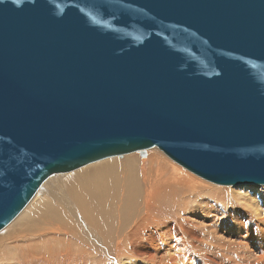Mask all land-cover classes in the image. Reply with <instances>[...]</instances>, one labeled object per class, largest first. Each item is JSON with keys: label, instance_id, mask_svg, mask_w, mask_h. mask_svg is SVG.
<instances>
[{"label": "water", "instance_id": "obj_1", "mask_svg": "<svg viewBox=\"0 0 264 264\" xmlns=\"http://www.w3.org/2000/svg\"><path fill=\"white\" fill-rule=\"evenodd\" d=\"M151 148L264 186V0H0V231L49 176Z\"/></svg>", "mask_w": 264, "mask_h": 264}, {"label": "bare ground", "instance_id": "obj_2", "mask_svg": "<svg viewBox=\"0 0 264 264\" xmlns=\"http://www.w3.org/2000/svg\"><path fill=\"white\" fill-rule=\"evenodd\" d=\"M162 154L49 176L0 231V264L45 262L55 250L90 264H264V187H215ZM5 242L22 254L2 259Z\"/></svg>", "mask_w": 264, "mask_h": 264}, {"label": "rangeland", "instance_id": "obj_3", "mask_svg": "<svg viewBox=\"0 0 264 264\" xmlns=\"http://www.w3.org/2000/svg\"><path fill=\"white\" fill-rule=\"evenodd\" d=\"M149 150H151V149H149ZM161 152V151H160ZM135 153V152H134ZM134 153H130V154H134ZM136 153H138V152H136ZM126 155H128V154H126ZM163 155V154H162ZM124 156V155H123ZM112 158V157H111ZM104 160V159H103ZM169 161H170V159H168ZM172 163H174L173 161H172ZM174 164H176V163H174ZM177 165V164H176ZM87 166V165H86ZM85 167V166H84ZM182 168V167H181ZM183 169V168H182ZM184 170V169H183ZM186 171V170H185ZM71 172H74V171H71ZM71 172H68V173H71ZM188 172V171H187ZM68 173H63V174H61V175H59V174H57L58 175V177H63L65 174H68ZM190 173V172H189ZM192 174V173H191ZM194 177H197L196 175H194V174H192ZM197 179H199V180H201V181H203V182H206V183H208V184H211V185H213V186H215V187H221V188H235V187H237V186H221V185H216V184H213V183H211V182H208V181H205V180H203V179H201V178H199V177H197ZM43 184V183H42ZM244 186H246V185H244ZM254 186V185H253ZM257 186H259V185H257ZM262 187H264V186H262ZM1 235L2 236H4V234H2L1 233ZM1 235H0V237H1ZM29 244H27V245H29V246H31V245H35V246H37L38 248L39 247H41L40 245V243L39 242H37V241H29L28 242ZM24 245H26V243H24ZM9 246H10V244H9V242L7 243V242H5V243H3V245H2V251H3V254H2V259H8V260H11L12 259V257H13V255H21L22 253V248L24 247V246H18L16 249H14V248H9ZM43 247H44V245L42 246V249H43ZM58 249V248H57ZM64 249V246H62V248L60 249V250H63ZM59 249H58V251H60ZM53 252H55V253H53ZM10 253V254H9ZM51 253V256L50 255H47V256H49V257H45V259L47 258V259H49V260H47V261H45V262H43L42 260H41V262L40 261H38V262H28V261H26L25 259H24V261H25V264H42V262H43V264H90L89 262V260H87V259H81V258H79V256H76V258L75 259H73V258H68V257H66L65 258V260L63 259V258H61L60 256H59V254H57V252H56V250L55 251H52V252H50ZM11 254H13L12 256H10ZM53 254H55L54 256H53ZM74 255V254H73ZM53 256V257H52Z\"/></svg>", "mask_w": 264, "mask_h": 264}]
</instances>
